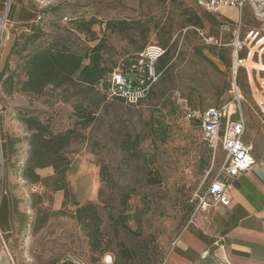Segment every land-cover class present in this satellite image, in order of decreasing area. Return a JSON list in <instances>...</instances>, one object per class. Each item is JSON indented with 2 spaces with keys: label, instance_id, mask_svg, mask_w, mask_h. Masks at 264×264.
<instances>
[{
  "label": "rangeland",
  "instance_id": "1",
  "mask_svg": "<svg viewBox=\"0 0 264 264\" xmlns=\"http://www.w3.org/2000/svg\"><path fill=\"white\" fill-rule=\"evenodd\" d=\"M8 14L9 2L0 12L4 36L11 33L0 48V74L14 76L13 85L0 81L6 197L0 196V223L6 228L10 220L11 232L4 236L14 264H163L225 159L222 146L211 144L195 120L234 101L231 43L238 12L209 13L193 0H22L17 15ZM36 15L44 16L42 36L24 48L20 34ZM242 15L247 47L241 56H251L237 81L245 140L259 152L264 73L256 70L264 69V30L249 4ZM222 21L233 23L232 29L222 30ZM252 30L257 37H248ZM40 45L81 55L100 45L112 70L147 48L161 47L165 65L138 104L110 96L104 83L88 92L72 83L32 93L22 89L25 62ZM82 111L92 112V119H81ZM28 116L53 133L74 130L64 177L52 166L27 169Z\"/></svg>",
  "mask_w": 264,
  "mask_h": 264
},
{
  "label": "built area",
  "instance_id": "2",
  "mask_svg": "<svg viewBox=\"0 0 264 264\" xmlns=\"http://www.w3.org/2000/svg\"><path fill=\"white\" fill-rule=\"evenodd\" d=\"M201 9L219 14L224 8L235 9L239 14V24L233 31V83L234 101L212 107L200 115V125L204 137L213 145H221L225 151V159L213 182L206 192L199 196V208L210 202L229 206L232 201L230 181L239 173L248 170L256 163L253 155V145L245 140L247 121L242 113L244 96L237 83L238 72L250 59L241 56L247 44L241 38L242 12L246 4L252 8L253 15L260 20L264 30V0H193ZM41 16L39 17V19ZM64 16V20H69ZM233 23L224 21L222 30L230 31ZM5 25H0V48L7 43L10 33L5 35ZM254 34V35H253ZM259 32L250 31L248 37H257ZM204 36V33L201 32ZM212 41V40H211ZM165 53L161 47H150L138 54V63L133 64L129 71L116 68L107 80V92L110 96L119 97L129 104H138L151 93L152 85L158 79L156 63ZM189 119H195V114L189 113Z\"/></svg>",
  "mask_w": 264,
  "mask_h": 264
},
{
  "label": "crops",
  "instance_id": "3",
  "mask_svg": "<svg viewBox=\"0 0 264 264\" xmlns=\"http://www.w3.org/2000/svg\"><path fill=\"white\" fill-rule=\"evenodd\" d=\"M8 2L0 0V12ZM253 155L256 163L230 181L231 204L210 202L197 208L163 264H264V148L255 152L253 147ZM2 182L0 178V196ZM9 226L10 220L6 228L0 225V264H14L4 236L11 232Z\"/></svg>",
  "mask_w": 264,
  "mask_h": 264
},
{
  "label": "trees",
  "instance_id": "4",
  "mask_svg": "<svg viewBox=\"0 0 264 264\" xmlns=\"http://www.w3.org/2000/svg\"><path fill=\"white\" fill-rule=\"evenodd\" d=\"M12 1L14 3L15 0ZM15 6V3L10 5L9 16L15 11ZM40 16L41 18L39 19ZM33 20L31 24H26V31L20 34L26 39V45L23 46L24 48H26L29 43H35L42 36L45 25L44 16L36 15ZM222 22L224 23V21ZM10 39L9 37V40ZM100 49L101 46L97 45L91 48L89 54L81 55L54 46H37L26 58V80L22 82V89L32 93H40L50 84L62 86L72 83L80 87L81 91L86 92L95 90L96 85L101 83L106 84L107 87V80L114 70L106 66L100 54ZM164 60V55L159 58L157 62V72L165 65ZM137 63L138 58L135 61L130 60V62H126L122 65V69L124 71H129L131 66ZM75 75H77L76 78ZM3 77L4 74H0V81H2L1 86H6L7 83L13 82V75H8L5 79H3ZM9 92H11V89ZM100 103L99 101L97 106H99ZM91 116H93L92 112L87 113L86 111H82L79 117L90 121L92 119ZM199 119V117L196 118V123H198ZM1 121L0 118V122ZM89 121L86 123H89ZM25 122L32 132L30 141L31 148L29 157L26 161L27 169L34 171L36 168L52 166L58 175L64 177L70 165V161L65 154V149L72 143L74 130L53 133L48 126L34 116H28ZM199 126L201 128L200 124ZM6 146L7 145L2 142L4 158H6L7 154L5 151ZM2 201H6L5 195H3Z\"/></svg>",
  "mask_w": 264,
  "mask_h": 264
},
{
  "label": "water",
  "instance_id": "5",
  "mask_svg": "<svg viewBox=\"0 0 264 264\" xmlns=\"http://www.w3.org/2000/svg\"><path fill=\"white\" fill-rule=\"evenodd\" d=\"M10 4H11V0H10V3H9V7H10ZM4 187H5V184H4V181H3L2 182V187H1V196L3 195Z\"/></svg>",
  "mask_w": 264,
  "mask_h": 264
},
{
  "label": "bare ground",
  "instance_id": "6",
  "mask_svg": "<svg viewBox=\"0 0 264 264\" xmlns=\"http://www.w3.org/2000/svg\"><path fill=\"white\" fill-rule=\"evenodd\" d=\"M5 25V24H4ZM3 26V25H2Z\"/></svg>",
  "mask_w": 264,
  "mask_h": 264
}]
</instances>
